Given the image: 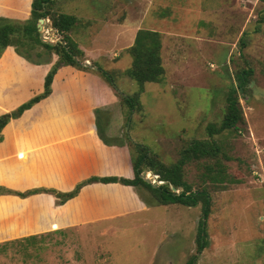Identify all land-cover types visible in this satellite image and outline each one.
<instances>
[{"label": "rangeland", "instance_id": "374dc122", "mask_svg": "<svg viewBox=\"0 0 264 264\" xmlns=\"http://www.w3.org/2000/svg\"><path fill=\"white\" fill-rule=\"evenodd\" d=\"M51 12L75 16L79 34L87 28L105 40L106 55L95 59L93 54L94 60L84 55V62L108 71L125 95L138 89L124 74L131 65L127 48L133 33L145 29L160 35L164 78L142 86L141 110L126 122L128 110L118 97L115 105L101 109L106 131L112 130L106 135L113 142L124 145L128 137L149 148L164 164L175 163L188 142L208 139L207 126L221 122L225 92L234 73L251 69L248 88L239 94L244 124L222 137L229 160H222L220 168L227 182L211 181L214 173L208 167L213 163L208 159L184 167V181L192 190L205 189L210 197L206 216L200 204L145 203L153 208L149 214L121 223L3 241L0 264H184L192 260L194 264H264V1L56 0ZM45 19L43 39L53 42L58 34H51L50 19ZM123 23L125 29L116 31V38L101 32L104 24L113 28ZM36 51L40 49L33 50L32 56ZM67 85L69 90L74 87L71 82ZM66 100V92L61 91L42 108L66 111ZM12 111L2 109L0 116ZM29 117L1 130L0 157L11 149L14 134L26 126ZM21 138L24 141L25 135ZM16 156L20 163L26 161L25 153ZM3 161L0 158V165ZM5 161L2 166L7 175L0 176V195L10 196L16 191L9 187L24 178L25 169H15L10 158ZM9 214L10 205L1 201L0 220L8 221ZM147 217L153 219L150 224ZM199 225L206 245L196 253ZM57 235L71 240L59 242Z\"/></svg>", "mask_w": 264, "mask_h": 264}, {"label": "crops", "instance_id": "0c3cea01", "mask_svg": "<svg viewBox=\"0 0 264 264\" xmlns=\"http://www.w3.org/2000/svg\"><path fill=\"white\" fill-rule=\"evenodd\" d=\"M31 3L32 0H0V18L25 21L30 16ZM124 25L111 28L112 25L104 24L101 32L116 38L125 29ZM77 28L71 37L85 57L93 58V54L95 59L104 57L107 50L105 40L103 42L102 38L94 37L87 28L81 35ZM56 59L52 55L50 63L32 65L19 57L12 47H7L0 57V88H5L4 92H0V111H12L41 93L44 77ZM69 82L74 85L72 90L68 89ZM51 90L49 97L24 111L19 118H10L11 121L3 128L4 132L7 126H18L26 115L30 116L26 126L14 134L16 138L11 149L0 157L4 158L3 164L10 158L15 163V169H25L24 178H18L19 182L9 187L25 196L0 195V202L10 205L9 220H0V243L22 236L121 223L136 216H146L153 210L139 197L135 188L121 183L86 184L73 198L57 203L52 192H71L79 183L90 178L131 180L134 173L128 149L119 145L107 146L97 135L93 110L115 105L117 99L113 90L95 75L70 66L57 71ZM61 91L66 92V111L42 108ZM111 132V128L106 131L107 134ZM23 135L24 141L21 138ZM17 152L25 153L27 158L24 163L17 159ZM34 190L38 192L27 194ZM147 218L150 224L153 219ZM11 233L17 234L4 237ZM55 238L59 242L71 240L65 235Z\"/></svg>", "mask_w": 264, "mask_h": 264}, {"label": "trees", "instance_id": "16d2710c", "mask_svg": "<svg viewBox=\"0 0 264 264\" xmlns=\"http://www.w3.org/2000/svg\"><path fill=\"white\" fill-rule=\"evenodd\" d=\"M55 2L56 0H32L30 16L25 21L0 19V57L7 47H13L19 57L35 65L50 63L52 55H55L57 58L44 77L43 91L19 105L15 110L10 112L9 116H0V133L10 118H19L24 111L29 110L35 104L51 95L53 78L61 67L70 66L80 71L96 74L114 91L116 97L120 99L121 104L127 108L128 117L126 118V122L130 121L129 117L133 112L141 110L139 95L142 92V86L145 83H160L164 78L159 33L139 29L135 33L132 45L127 48V53L131 57V65L124 72L125 76L132 80L138 89L132 95H125L119 92L113 82L112 75L108 71L103 70L95 64H92V66L97 67V71L81 65L84 62V53L78 48L77 43L71 37V34L76 30L78 25L77 18L65 13H52L51 7ZM46 17L50 19L51 28L61 37L62 43H56L51 46L40 41L37 29L38 20ZM36 48H39L40 51L34 52L33 57L31 52ZM43 57L46 58L44 59ZM252 74L253 71L251 69H241L234 73L233 83L231 82L228 85L225 92V106L219 125H208L206 129L208 139L191 140L180 151L178 160L168 165L159 160L155 154L151 155L149 148L132 142L128 137H126L124 145L113 142L106 135V125L104 126L103 123L105 114H103L101 109H95V124L99 139L107 146L119 145L125 146L128 149L134 177L131 180L118 178L87 179L79 183L71 192H52L57 198V203L62 204L66 200L73 198L78 190L86 184L93 182L121 183L135 188L139 197L148 206L175 203L191 207L200 204L202 212L206 216L209 213L210 197L205 189L192 190L191 186L184 181V167L189 162L208 159L213 163L212 167H208V170L214 173L211 181L214 183L227 182L228 178L223 166L220 168L222 160H229L224 150L222 137L231 131H238L239 125L244 124L239 94H243L247 90ZM144 171L153 172L163 184L155 188L146 183L140 178V173ZM6 175L4 167L0 165V176L5 178ZM171 188L178 190V193L172 192ZM36 192L38 190L29 191L27 194ZM14 194L19 197L25 196V194L21 193ZM147 195L150 196V199ZM16 234L11 233L4 237H11ZM204 234V230L199 225L196 253H200L206 245ZM194 263L192 260L186 264Z\"/></svg>", "mask_w": 264, "mask_h": 264}, {"label": "water", "instance_id": "95a60500", "mask_svg": "<svg viewBox=\"0 0 264 264\" xmlns=\"http://www.w3.org/2000/svg\"><path fill=\"white\" fill-rule=\"evenodd\" d=\"M46 27H47L46 19L45 18L39 19L38 24H37V29H38V36H39L40 41L43 43H46L48 45H51V46L55 45L56 43H62V40L60 38H58L59 37L58 35H57V39L54 40L53 42L43 39V34L46 30ZM50 27H51V25H50ZM50 32H51V34H53L55 31L52 28H50ZM81 65L84 67L90 68L94 71H97V67L90 65L88 62H84ZM126 130H127V127H126ZM140 178L142 180H144L146 183L152 185L153 187H155V188L157 187V184L153 183L151 178L148 177L147 172L144 171V172L140 173ZM171 191L175 192L176 190L174 188H171Z\"/></svg>", "mask_w": 264, "mask_h": 264}, {"label": "built area", "instance_id": "2783aa9c", "mask_svg": "<svg viewBox=\"0 0 264 264\" xmlns=\"http://www.w3.org/2000/svg\"><path fill=\"white\" fill-rule=\"evenodd\" d=\"M48 21V19H46V22ZM47 34V32H46V30H45V32H44V34ZM43 34V35H44ZM149 173H147V175H148ZM148 177L149 178H151V180L153 181V183H155V184H157V186H159V185H162V181H159V179H158V177L157 176H155V175H153V176H151V175H148ZM176 192V191H175ZM176 193H178V192H176Z\"/></svg>", "mask_w": 264, "mask_h": 264}]
</instances>
